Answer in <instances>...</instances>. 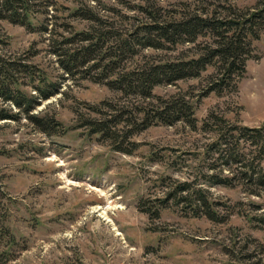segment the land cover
Wrapping results in <instances>:
<instances>
[{
	"label": "rangeland",
	"instance_id": "374dc122",
	"mask_svg": "<svg viewBox=\"0 0 264 264\" xmlns=\"http://www.w3.org/2000/svg\"><path fill=\"white\" fill-rule=\"evenodd\" d=\"M257 2L54 0L48 11L36 7L34 32L0 20V55L33 65L58 86L57 94L42 100L33 114L61 124L60 132L47 134L21 112L17 121H0V264H264V188L249 182L237 163L254 159L256 170L264 172V155L258 157L257 146L239 131L225 135L227 148H212L222 140L221 129L264 130V37L254 44L237 92H209L218 78L212 68L200 78L157 87L156 96L192 101L195 123L152 125L130 138L131 154L90 136L84 121L119 119L124 112L135 117L137 107L149 101L127 97L106 81L95 82L97 71L69 76L51 46L69 31L92 30L93 23L73 16L77 8L100 17L104 30L125 34L150 23L146 11L180 19L196 9L216 7L222 13L229 5L245 10ZM42 25L51 33H42ZM194 48L141 49L123 66L188 57ZM37 85L22 78L20 88L37 95ZM0 107L19 111L1 99ZM91 107H100L102 114ZM128 117L119 120L117 129L125 128ZM212 175L232 180L213 184ZM184 183L215 203L219 221L210 220L191 198L178 203L188 193L171 198Z\"/></svg>",
	"mask_w": 264,
	"mask_h": 264
},
{
	"label": "trees",
	"instance_id": "16d2710c",
	"mask_svg": "<svg viewBox=\"0 0 264 264\" xmlns=\"http://www.w3.org/2000/svg\"><path fill=\"white\" fill-rule=\"evenodd\" d=\"M38 6L48 11L55 3L54 0H0V20L24 26L34 32L37 30L34 14L37 13ZM224 9L222 13H219L216 7L213 11L196 9L187 15L184 14L185 16L180 19L162 18L158 12L146 11L150 23L137 25L132 30L128 29L125 34L115 30H104L103 20L92 11L84 8L75 9L73 16L88 20L93 23V28L90 31L74 33L68 30L69 36H64L62 40L51 39L52 53L56 56L61 69L71 77L77 74L90 75L97 71L95 82L106 81L110 89L120 91L127 97L149 101V104L137 107L135 117L132 112H124L119 119L116 116H106L102 120L87 118L83 126L87 127L88 134L101 136L110 141L114 151L131 154L130 148L133 143L129 142L130 138L152 125L173 126L183 119L191 124L195 123L193 119L195 108L192 101L156 96L154 90L157 87L173 86L181 81L200 78L212 68L217 71L218 78L209 86V92H216L219 95L226 90L237 92L238 83L247 74V62L253 56L254 44L264 37V0H258L255 7L245 10L234 5ZM39 30L42 33H51L44 25ZM202 39L205 41L202 42ZM108 42L113 44L107 47ZM185 45L196 47L194 48L196 52L191 56L173 60H156L130 68L123 66L129 58L138 55L141 49L164 51ZM22 78L38 81L39 85L34 87L37 95L29 96L21 90ZM58 90L56 83L50 81L43 71L36 70L33 65L8 60L0 55V99L19 110L18 113H12L8 108L0 107V121H17L21 112L44 133L57 134L61 131V124L58 121L34 115L33 112L42 100H49ZM91 110L97 114L103 112L100 111V107H91ZM125 115H129L128 123L126 122L123 130H119L117 127ZM234 131H239L242 138L257 146L258 157L264 155L263 129L247 127L221 129L219 134L222 140L217 139L212 148L230 146V143L223 140L227 133ZM249 162L243 159L237 161L245 170L244 174L249 182L264 188V172L261 169L256 170L254 159H250ZM210 180L213 184L229 185L232 178L212 175ZM190 187L188 183L179 184L170 194L171 198L188 193L189 197H178V203L192 199L197 208L200 206L205 210V215L210 220L219 221L214 210L215 203L202 191L191 192ZM196 194L198 197H195Z\"/></svg>",
	"mask_w": 264,
	"mask_h": 264
}]
</instances>
